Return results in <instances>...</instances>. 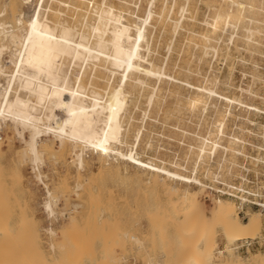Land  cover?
I'll list each match as a JSON object with an SVG mask.
<instances>
[{"label": "bare ground", "instance_id": "bare-ground-1", "mask_svg": "<svg viewBox=\"0 0 264 264\" xmlns=\"http://www.w3.org/2000/svg\"><path fill=\"white\" fill-rule=\"evenodd\" d=\"M196 1L198 0H146L148 7L146 16L143 18L134 16L136 17L134 19L127 12L132 4L130 0H5L0 11V41L3 43L0 45V132L7 125L13 127L16 135L26 142V156L37 167L42 163L43 152L51 151V146L42 140L44 135L51 133L53 139L60 144V149L65 151L71 148L75 152L79 170L86 166L84 152L91 150L103 160V165H109L113 160L117 164L116 160L122 159L136 165L139 170L149 171L154 177L153 183L163 187L167 199L165 205L162 202L163 205L156 208L166 214L172 226L178 225L176 228L179 230L178 238H175L177 243L171 240L173 242L170 244H179L182 259H185L186 264H264V254L253 253L247 257L236 254L239 242L258 239L257 235L264 229V211L248 212L243 220L237 212L238 204L235 199L218 197L208 213L200 198V192L207 187L206 182L200 177L201 173H205L206 179L220 180L222 172L232 170L238 156L249 159L250 164H254L255 167L260 164L264 166V144H254L245 137L246 134L260 137V133L242 125H238L239 132L228 127L230 119L239 121L243 118L255 125L256 122L250 118V114L264 115V108L247 103L236 96L230 97L226 92H219L215 87L220 82L218 77L211 78L208 74L206 76L202 68L196 70L190 67L187 68L188 80L180 77L173 79L177 80L176 86L185 85L191 91L185 94L180 93L181 90L180 92L174 90L173 103L176 107L191 110L193 118L199 120H206L210 109H216L214 121L209 123L207 131L196 135L198 144L189 146V154L194 156L191 168L188 166L191 160L183 163L181 162L183 159L180 161V158L174 159L170 167L158 164L155 160L150 162L143 160L138 153L139 148L141 151V147L138 146L143 128L135 133L136 140L129 148V152L120 148L122 145L129 146L131 130L130 121L127 122L126 118L130 104L138 101L143 95L149 107L158 105L161 101L160 89L152 88L150 85L154 79L161 81L164 76H168L166 67L160 66L154 57L151 58L155 33L177 34L185 27L184 20L194 8ZM206 1L215 2L209 5L207 3L214 15L211 20H204L207 25L206 31L198 32L195 28L198 20L192 18L193 28L187 38L190 47L195 49L193 55L198 56L200 62L211 53L215 57L223 46L229 47L240 39L252 47L253 51L258 48L264 51V0ZM179 2L181 6L176 16H173ZM159 5L162 7L157 10ZM7 19L9 21H6ZM9 45L15 50L10 60L4 61L5 50L11 49ZM169 45L172 46V43ZM117 75L119 78L116 80ZM194 75L199 76L197 80L199 82L206 77L207 82L202 84L190 81V77ZM229 79L226 80L227 83ZM241 91L257 96L252 90L241 88ZM236 106L244 108L247 117L237 113ZM200 108L201 112L196 113ZM60 114L64 116L59 118ZM169 117L171 119L170 115ZM26 132L29 133L28 140L25 138ZM247 146L257 149L259 153L248 154ZM219 154L217 170L213 171L209 168L211 161ZM43 176L44 174L39 172L37 177L44 183L48 198L53 199L49 183L43 181ZM183 184L187 185L186 188H182ZM223 184L228 185L229 182L224 181ZM192 186L198 190H191ZM250 193L256 197H264V182L250 190ZM77 195L79 194H76V197ZM52 199L45 204L50 215L54 213ZM148 203H145L146 209L149 208ZM159 210L154 213L158 217ZM164 214L161 215L162 220H166L165 216L162 217ZM156 219L151 220V223L154 222L153 227L156 226ZM70 221L72 226L77 225L76 216ZM208 224L212 228L208 227ZM217 226L226 240L224 248L219 250L218 234L212 236L208 232L211 229L215 230ZM11 228L9 218L0 216V258L2 257L0 264H10L9 261H12L8 259L12 256L16 264L31 263L30 250L25 248L27 252L29 251L27 258L26 255L23 256L25 254L23 251L21 254L19 249L21 247H17L18 244H23L19 238L24 234L21 232L23 229L21 228L20 233L19 228L17 229L19 233L17 237L10 232ZM63 228L61 230H67ZM71 229L70 227V231H67L71 232ZM65 231L61 232L65 233L64 239ZM25 236L27 235L24 234L22 238L26 240ZM7 245H13L10 253L19 250L20 254H17L19 258L15 256L16 261L14 255L18 250L14 251V254H6L8 258H5L6 255L3 256V247ZM9 246L6 248L9 249ZM21 256L30 261L27 263Z\"/></svg>", "mask_w": 264, "mask_h": 264}, {"label": "rangeland", "instance_id": "rangeland-1", "mask_svg": "<svg viewBox=\"0 0 264 264\" xmlns=\"http://www.w3.org/2000/svg\"><path fill=\"white\" fill-rule=\"evenodd\" d=\"M2 1L0 0V11L5 4V0ZM130 1H132V4L129 6V9H127L130 16L145 17L148 10L146 0L142 2L141 0ZM180 3L181 2L177 4L173 16H176L181 6ZM207 3L209 5L215 2L206 0L196 1L194 8L184 20L185 27L180 29L177 34L173 32L155 33L151 46L153 47L151 58L154 57L160 66L166 67L168 76H164L161 81L154 79L150 82L152 88L160 89L159 94L162 97L158 105L149 107L148 101L144 95L138 99L139 103L136 100L135 103L130 104V108H128V113L130 115L127 113L126 118L128 120H126L127 122H131H129L131 130L128 138L129 146H120L123 151L129 152V148H131L132 143L136 140L135 133L140 128H143L142 138L138 146V148L141 147V151L139 148L138 153L143 160L147 162L155 160L158 164H165L170 167L174 159L180 158V161L183 159L181 161L183 163L190 162L191 160L192 163L190 162L188 164L191 168L193 165L192 157L194 156L189 154V146L198 144L196 135L207 131L210 127L209 123L214 121L216 109H210L209 114L206 116V120H199V118H193L194 116L191 110L176 107L173 103L174 97L172 92L174 90L178 92L181 90L180 93L185 94H189L191 91L188 86H176L177 80L173 79L174 77H180L183 80H188L187 68L190 67L196 70L202 68L206 76L208 74L211 78L218 77L220 82L217 83L215 87L219 92H226L230 97L236 96L247 103L264 108V51L262 49L258 48L253 51L252 47H249L245 41L240 39L229 47L223 46L219 52L215 54V57L212 53L209 54L210 56L208 55L205 60L201 62L198 56L193 55L195 49L190 47L187 39L193 28L191 26L193 24L191 19L198 20V25L195 28L198 32L204 33L207 29L204 20H211L214 15L213 11L208 8L209 6ZM134 4L138 5L133 6ZM161 7L162 5H159L157 10H160ZM205 12H207V14ZM201 13H205L207 17L205 14L202 15ZM195 14L197 16H195ZM136 17H134V19H136ZM6 21H9V19ZM226 38L227 34L225 35V39ZM171 43L172 46L169 45ZM2 44V41H0V45ZM167 45H169V47ZM9 46L11 49L8 48L5 50L3 55L4 61L10 60V56L15 50V48L13 50L12 45ZM235 48L238 50L236 51ZM165 58L167 59L165 60ZM188 62L189 64H187ZM235 64L236 66H234ZM205 68H207V70ZM215 70L218 71L216 72ZM231 72H234L232 73L233 75ZM118 78L119 75L116 76V80ZM198 78L199 76L194 75V77H190V81L202 84L207 82L206 77V80L203 79L204 81L202 80V82L197 81ZM228 79L231 82L229 81L227 83ZM241 88L252 90L257 96L242 93ZM235 111L241 113L242 117H247L244 108L236 106ZM200 112L201 108L196 111L198 114ZM63 116V114H60L59 118ZM250 118L256 122L255 125L248 123L243 118L241 119L243 121L230 119L228 127L230 130L239 132L238 127L240 125L247 126L250 130L260 133V137H254L250 134H246L245 137L253 141L254 144H264V115L250 114ZM240 122L242 123L240 124ZM156 134L158 135L156 136ZM25 135V138L28 140L29 133L26 132ZM0 137H2V139H0L2 145V151H0V216L9 218V225L14 228L10 229L13 235H19L21 228L23 229L21 232L27 235L25 236L26 240L22 238L24 234L20 235H23L22 237L19 236L23 244L21 242L22 245L18 244L19 246L17 245V247H21L19 248L21 249V254L22 251L23 254L25 253L23 256H27L29 252H27L25 248L30 250L29 253H31V258L29 259H32V261L22 256L21 259L24 258L23 260H27V263L30 261L33 264H186L185 259H182L179 244H170L174 240L177 243L176 239L178 238L177 233L179 230L176 228L178 225L173 224L172 226L171 221L166 218V214L157 209L161 206L162 202L165 205L167 199L164 195L163 187L153 183L154 179L152 178L154 177L149 171L143 169L139 170L136 165L125 162L122 159L116 160L117 164H115V160H113L109 164L111 166L108 164L103 165V160L91 150L84 152V157L87 160L86 166L83 170H79L76 165L75 152H73L71 148L65 151L60 149V144L53 139L51 133L42 137V140L51 146V154L48 151L43 152V164L40 163L39 167H37L29 160L28 156H26V142L16 135L13 127L10 125L5 126L0 132ZM50 140L53 141V143H51ZM148 144L150 146H148ZM151 144H153L152 147ZM246 152L251 155H257L259 153L257 149L251 146H247ZM219 159L220 154L214 161H211L209 167L211 170H217L216 162ZM235 162L230 172H222L223 175L221 174L219 178L221 181L206 179L205 173H201L200 177L206 182L207 187L204 191L200 192V198L208 213L211 211L215 199L218 198L217 191L222 188L224 181L243 186L249 191L254 190L259 184L264 182L263 165L260 164L255 167L254 164H250L249 159L244 156H238ZM247 168H249L248 171ZM39 172H41L42 175L44 174L43 181L49 183L47 184L53 194V199L48 198L49 195L44 183L38 179L37 176ZM186 186L187 185L183 184L182 188H186ZM208 186L210 188H208ZM216 188L218 189L216 190ZM190 189L194 191L198 190L195 186L190 187ZM76 194H79L77 195L78 197H76ZM145 195L147 197H145ZM51 199L52 209L55 213H53V215H50V211L47 210L45 206L46 202ZM149 199L152 202L154 200L157 202H153L155 204L153 205ZM224 199L236 200V198L230 197H224ZM148 201L150 202L148 203ZM145 203L149 204L147 205V207L149 206L148 209H146ZM153 206L154 208L157 207L156 210ZM149 209H151V211ZM157 210H159L160 217L155 215ZM251 211H258V209L248 210L245 214L241 213L239 209L237 210L243 220H245L246 214ZM162 214H164L162 217L165 216L164 218H166V220L161 219ZM70 216L77 217V225L72 226L70 221L72 217L70 218ZM152 218H157L155 220L156 226L154 227V222H152L153 224L151 223V220L154 221ZM158 221L161 223L160 225ZM207 226L212 228L210 224ZM63 227L67 230H69L70 227L72 228L71 232L64 230L66 232L65 239V233H61L64 232L61 230ZM73 227L76 228L73 229ZM18 228L19 233L17 232ZM167 230L168 232H166ZM52 231L55 233H51ZM165 232L168 235L165 234ZM208 232H210L212 236L218 234V250L223 249L226 240L220 234V228L217 226L215 230L211 229ZM70 233L72 235H70ZM170 234L173 235L171 236ZM257 237L258 239L253 242L252 245L239 242L237 245L239 248L236 254H241L246 257L253 253L264 254V229ZM8 246L9 245L4 246L5 249L3 247V256L8 253L14 254V251L18 250L16 246H14L16 250L10 253L9 251L13 250L11 249L13 245L9 246V249L6 248ZM171 248L174 249L172 250ZM6 249H8L7 253H5ZM17 254H20L19 250L14 257L17 256ZM7 256L8 255H6L5 258H8ZM12 257L8 260L13 262L14 260ZM28 257L29 256H27V258ZM14 259L16 261L17 258L15 257ZM12 262L9 261L10 264H12ZM24 262L22 261V263ZM13 263L16 264L15 262Z\"/></svg>", "mask_w": 264, "mask_h": 264}, {"label": "built area", "instance_id": "built-area-1", "mask_svg": "<svg viewBox=\"0 0 264 264\" xmlns=\"http://www.w3.org/2000/svg\"><path fill=\"white\" fill-rule=\"evenodd\" d=\"M218 197L236 198L238 209L245 214L248 210L258 209L264 211V197L253 196L248 189L235 183L228 185L222 184V188L217 191ZM255 241H245L244 243L252 245Z\"/></svg>", "mask_w": 264, "mask_h": 264}]
</instances>
